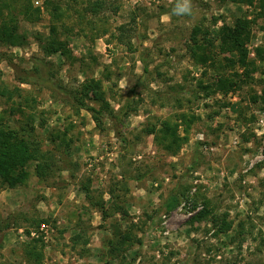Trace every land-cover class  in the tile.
<instances>
[{
  "label": "rangeland",
  "instance_id": "rangeland-1",
  "mask_svg": "<svg viewBox=\"0 0 264 264\" xmlns=\"http://www.w3.org/2000/svg\"><path fill=\"white\" fill-rule=\"evenodd\" d=\"M88 1L35 0L41 19L21 22L27 44L0 45L2 80L32 99L22 104L25 114H7L6 125L34 127L52 146L49 133L70 124L73 140L61 156L68 162L57 156L50 173L31 168L24 185L0 190V264H264V58L256 51L264 49V0H192L191 15L173 13L178 0H105L99 17L84 12ZM57 4L71 56L45 57L41 45ZM238 18L251 23L253 80L227 94L201 92L202 73L208 83L242 70L223 62L235 53L211 57L213 46L205 66L196 65L193 34L217 43L221 27ZM123 24L131 28L126 34ZM35 66L66 87L40 85ZM23 76L35 82L21 83ZM89 77L103 80L115 111L132 102L123 126L109 118L99 126L74 108L71 91ZM10 105L0 99V114ZM183 112L199 119L180 126L188 140L172 153L158 131ZM225 215L233 226L220 233L215 224ZM40 238L38 261L28 250Z\"/></svg>",
  "mask_w": 264,
  "mask_h": 264
},
{
  "label": "trees",
  "instance_id": "trees-1",
  "mask_svg": "<svg viewBox=\"0 0 264 264\" xmlns=\"http://www.w3.org/2000/svg\"><path fill=\"white\" fill-rule=\"evenodd\" d=\"M46 4H49L51 0H45ZM237 3L253 4L255 0H231ZM35 0H0V45L17 46L21 47L27 44V35L21 29V22L26 21L30 23H36L41 19L42 9L40 6H35ZM50 8V7H47ZM105 0H89L84 7V12H88L90 15L99 17L100 10H106ZM82 13V12H81ZM80 13V14H81ZM51 24L50 33L47 38L44 39L41 45V51L45 57H50L55 54H60L62 57L71 56V50L67 39H64L62 35L70 32V29L65 26L64 18L66 13L63 7L59 4L53 6L50 9ZM62 28V29H61ZM120 31L123 34L129 32L131 28L128 25H120ZM251 23L244 18H238L233 25H224L221 27L218 42L215 43V39L212 41L208 35H204L202 39L197 38V32L195 30L193 34L192 56L196 65L205 66L208 61V46H213V54L223 55L227 53H235L237 58L227 59L224 62L228 68L238 67L242 70L241 73L235 71L232 74L227 72L219 74L218 78L211 79L210 82H205L204 76L206 73L201 74V78L197 81V86L201 92L213 90L215 93L221 91L223 94H227L234 91L239 82H249L253 80V66L255 59H251L250 51L247 43L250 35ZM106 32V31H104ZM102 33L101 35L105 34ZM122 33L119 36L121 41L131 39V35H127V38H123ZM115 36V35H113ZM257 57L264 58V49L259 47L256 49ZM44 67L47 65L41 64ZM51 70V69H50ZM36 75L40 81V85L43 82H52L55 86H62L61 82L55 81L53 74H49L50 78L41 75V68L34 67ZM145 74L148 73V66H144ZM31 77V76H30ZM21 83L32 84L35 81L28 77H21ZM103 80L100 78L89 77L71 91L70 101L73 103L74 108L77 111L84 109L88 111L97 125H103L104 119L109 118L116 122V124L124 125V115L132 113L135 108L132 107V102L125 105L119 111H115L111 108L110 103L106 99V92L103 89ZM21 87L10 88L2 80V72L0 71V99L6 103L11 104L10 107L5 108L0 114V190L5 187L16 188L24 185L30 177L31 168H34L37 174H48L53 170L57 163L55 158L57 156H63L67 148L72 143V138H69L67 133L71 127H65L64 130L58 129L49 133L48 142L53 144L52 146L45 145L39 141L34 135V127L30 128L21 126V128L11 127L6 125L7 114L10 116L17 114H25L26 107L23 103L29 105L30 97L22 96ZM134 92V91H133ZM18 98V99H17ZM23 98L25 101L21 100ZM90 101L97 102L100 107H96ZM25 104V105H26ZM34 120V115L30 117ZM198 115L195 113H177L170 115L167 119L162 120L159 133L164 141H168L172 153H176L184 143L188 140L186 135H181L179 132L180 126H184L185 130L191 127V125L198 120ZM23 130V131H22ZM150 133H155V128L148 129ZM117 134L121 138H126L122 134L121 130H117ZM65 152V153H64ZM60 154V155H59ZM62 163L68 162V159L61 157ZM66 168H69L68 164ZM89 196V193H88ZM216 220V217H214ZM218 232H228L232 229V222L226 218L221 220L220 223L215 224ZM80 235L76 234L73 239H80ZM129 238V235H124V239ZM42 239H35L30 244L31 249L28 250V255L31 254V259L41 260L43 256L42 252L38 249V242ZM88 241H85L86 244ZM33 250V251H32Z\"/></svg>",
  "mask_w": 264,
  "mask_h": 264
},
{
  "label": "clouds",
  "instance_id": "clouds-1",
  "mask_svg": "<svg viewBox=\"0 0 264 264\" xmlns=\"http://www.w3.org/2000/svg\"><path fill=\"white\" fill-rule=\"evenodd\" d=\"M193 11L192 0H178L173 13L176 15H191Z\"/></svg>",
  "mask_w": 264,
  "mask_h": 264
}]
</instances>
